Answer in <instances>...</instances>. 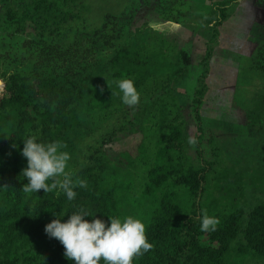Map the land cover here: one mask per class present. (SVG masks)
<instances>
[{
	"label": "trees",
	"instance_id": "1",
	"mask_svg": "<svg viewBox=\"0 0 264 264\" xmlns=\"http://www.w3.org/2000/svg\"><path fill=\"white\" fill-rule=\"evenodd\" d=\"M188 2L190 9L184 11ZM194 2L167 0L158 16L208 34L196 86L183 105L177 89L191 70L190 50L147 22L132 28V12H105L101 22L94 23L89 0H0V147L6 150L0 154V264H75L45 226L57 215L66 221L80 207L95 215L85 217L88 220L99 217L110 224L109 216H122L125 195L109 150L129 131L141 133L145 141L155 140L144 191H160L146 223L154 247L134 264H264V177L256 197L246 204L209 214L219 219L215 231L200 230L202 213L187 210L176 190L200 207L213 174L219 180L239 175L230 167L219 172V159H203L199 145L201 109L220 49L221 27L242 0H214L197 20L191 17ZM255 5L260 20L253 22L255 31L242 52L250 68L264 71V0H255ZM123 78L132 79L141 94L135 108L121 100L116 82ZM262 101L248 113L252 128L264 114ZM187 111L196 122V162L185 153ZM121 118L128 124L120 123ZM29 136L38 142L66 143L72 157L68 171L74 179L87 181V188L74 189V200L59 189L22 191L28 182L21 175L27 167L23 139Z\"/></svg>",
	"mask_w": 264,
	"mask_h": 264
},
{
	"label": "rangeland",
	"instance_id": "2",
	"mask_svg": "<svg viewBox=\"0 0 264 264\" xmlns=\"http://www.w3.org/2000/svg\"><path fill=\"white\" fill-rule=\"evenodd\" d=\"M166 1L89 0L91 11L88 15L94 19L92 22L100 23L105 12L117 14L122 11L132 12L135 14L132 28L148 23L149 27L162 30L167 37L175 41L177 46L189 49L193 56L191 70L177 89L179 103L187 105L196 86L200 72L199 61L206 51L208 34L204 30L193 32L179 24L162 21L158 17L159 9ZM194 1L197 4L194 2L196 6H192L194 11L191 17L197 20L206 13L214 0ZM189 4L190 2L184 5V11L190 9ZM260 16L261 14L258 16L255 0H242L234 16L221 27L220 49L216 51L212 61L209 76L210 89L201 109L203 137L200 138L199 147L203 151V159L218 158L219 172L230 167V169L234 168L240 177L238 175L235 179L219 180L213 174L214 178L209 181L201 197L200 207L198 203H193L183 190L176 189L181 194L187 210L198 208L199 214L204 210L208 214H213L242 206L251 199V196H255L262 186L264 114L258 127L252 128L248 113L257 110V106L263 103L264 71L250 68L246 53L242 52L248 36L255 31V29L252 30V24L254 21H259ZM253 36L255 37V33ZM184 119L188 136L194 137L196 122L190 111L184 113ZM120 123L124 124L127 121L121 118ZM150 140L151 137L145 141L141 133L129 131L119 136L109 150V154L114 158L113 163L118 166L115 174L125 195L121 203L122 216L131 214L142 218L145 223L149 221L152 208L160 196L159 190L153 194H147L144 191L148 182L146 170L154 161V145H157L155 140L152 142ZM214 144L220 145L219 150L214 149ZM214 150L218 152L213 153ZM185 153L189 160L198 161L196 145L193 147L186 143ZM0 154H6L3 147H0Z\"/></svg>",
	"mask_w": 264,
	"mask_h": 264
},
{
	"label": "clouds",
	"instance_id": "3",
	"mask_svg": "<svg viewBox=\"0 0 264 264\" xmlns=\"http://www.w3.org/2000/svg\"><path fill=\"white\" fill-rule=\"evenodd\" d=\"M109 87L111 83L107 80ZM117 86L123 104L135 108L140 103V92L130 78L118 80ZM112 89V88H111ZM101 91L103 89L101 88ZM112 95L117 93L112 91ZM22 155L27 159V167L21 175L28 182L21 188L24 193H45L61 190L69 201L76 198V187L87 188V181L76 177L68 171L71 154L66 151V143L60 140L38 142L35 136L23 139ZM188 143L195 147L194 137ZM59 195V193H57ZM87 216H95L83 207L71 212L66 221L57 215L45 226L50 238L60 241L64 247V255L75 264H134L136 258L142 257L153 249L148 239L147 225L142 218L134 215L109 216L110 224L96 217L92 220ZM219 219L210 216L206 210L201 216L200 230L215 231Z\"/></svg>",
	"mask_w": 264,
	"mask_h": 264
},
{
	"label": "crops",
	"instance_id": "4",
	"mask_svg": "<svg viewBox=\"0 0 264 264\" xmlns=\"http://www.w3.org/2000/svg\"><path fill=\"white\" fill-rule=\"evenodd\" d=\"M244 43V41L242 42V44Z\"/></svg>",
	"mask_w": 264,
	"mask_h": 264
}]
</instances>
